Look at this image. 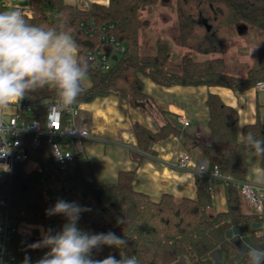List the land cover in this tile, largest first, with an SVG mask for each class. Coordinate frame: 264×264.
<instances>
[{
    "label": "trees",
    "instance_id": "16d2710c",
    "mask_svg": "<svg viewBox=\"0 0 264 264\" xmlns=\"http://www.w3.org/2000/svg\"><path fill=\"white\" fill-rule=\"evenodd\" d=\"M159 0H109L108 4L91 3L81 8L65 0H32L30 23L55 26L61 22L70 29L79 45V54L88 62L89 87L77 99L90 102L100 96L116 95L122 99L145 101L144 78L162 86L207 85L245 90L264 80V64L251 68L245 76L226 71V63L218 54L224 50V34L245 33L249 28L264 32V0H175L177 21L176 42L186 48L180 58L179 71L168 68L171 47L158 37L155 52H142L143 11ZM244 27V28H243ZM105 28V29H104ZM92 33V34H91ZM104 34L113 37L121 52H114L112 43L103 40ZM102 49L118 56L109 69L93 65L88 51ZM192 52L210 55L198 60ZM49 89L30 93L25 100L45 109L48 100L56 99ZM209 128L211 142H200L208 161L209 172L219 171L233 180H217L225 184L227 210L209 214L214 203L209 175L197 174V196L176 200L164 193L154 201L134 188L136 169L121 170L115 182L108 186L88 180L79 166V155L68 170H61L53 161L49 145L44 142L29 150L38 168L26 171L25 163L15 165L13 174L0 175V194L10 198L9 215L16 225L63 223L62 215L47 216L43 196L47 191L57 199L77 202L91 209L81 215L78 227L91 233L114 232L127 240L121 249L103 247L96 259L120 255L135 256L138 264H174L187 258L191 264H214L211 254L219 250L222 264H248L246 253L239 255V247L232 240L237 236L242 244L264 243V210L246 212L237 181L247 179L249 155L244 136L252 133L264 139V125L260 119L240 129L238 110L225 103L216 93H209ZM138 152L134 160L141 162L144 154H155L154 145L179 130L166 123L154 132L140 123L134 124ZM264 171V157L260 159ZM120 204L125 209L124 223L111 222L113 209ZM110 217V218H109ZM112 219V220H111ZM237 231V233H236ZM247 234L249 235L247 237ZM16 264L25 256L35 264L44 254L31 249L29 239L19 232L11 240ZM220 254V256H221Z\"/></svg>",
    "mask_w": 264,
    "mask_h": 264
},
{
    "label": "crops",
    "instance_id": "0c3cea01",
    "mask_svg": "<svg viewBox=\"0 0 264 264\" xmlns=\"http://www.w3.org/2000/svg\"><path fill=\"white\" fill-rule=\"evenodd\" d=\"M65 1L81 8H87L94 2L109 3V0ZM83 85H91L88 77ZM144 91L148 95L145 101L108 95L90 102H80L78 122L90 131V138L85 143V153L78 156L79 166L88 180H96L104 185L106 194L108 186L117 180L121 170L136 169L134 188L148 194L154 201H159L164 193L172 194L176 200L195 198L198 167L208 162L199 143L211 142L207 105L209 93L218 94L225 103L238 110L241 130L258 119L264 125V91L256 86L245 90L207 85L162 86L150 78H144ZM180 117L187 119L189 124L179 122ZM136 123L154 132L164 124L171 123L179 134L157 142L154 145L155 154H144L143 160L138 162L132 157L133 151L138 152L134 132ZM184 153L190 157L188 166L175 168L173 163ZM260 159L253 152L249 155L247 179L258 183L264 182ZM212 194L214 203L209 210L212 213L226 211L225 184L215 181ZM181 260H185L184 257ZM180 261L175 263L179 264Z\"/></svg>",
    "mask_w": 264,
    "mask_h": 264
},
{
    "label": "clouds",
    "instance_id": "9594fccd",
    "mask_svg": "<svg viewBox=\"0 0 264 264\" xmlns=\"http://www.w3.org/2000/svg\"><path fill=\"white\" fill-rule=\"evenodd\" d=\"M88 71V62L79 54V45L65 23L38 25L30 23L19 8L0 11V120L5 110L19 106L30 93L42 89L54 91L58 99L52 105L54 109L70 110L84 90ZM243 142L249 151L264 157V139L248 133ZM10 152L11 146L5 142L0 159ZM0 171L10 172L11 166L0 164ZM89 211L64 199H57L46 209L47 216L62 215L66 223L57 232L42 229L41 239L28 245L31 249H48L35 264H138L135 256L93 258L94 250L105 246L121 249L127 240L111 231L91 233L78 227L81 215ZM246 256L248 264H264V247L249 246ZM22 264H32L31 257L25 256Z\"/></svg>",
    "mask_w": 264,
    "mask_h": 264
},
{
    "label": "built area",
    "instance_id": "2783aa9c",
    "mask_svg": "<svg viewBox=\"0 0 264 264\" xmlns=\"http://www.w3.org/2000/svg\"><path fill=\"white\" fill-rule=\"evenodd\" d=\"M20 1H25L22 4ZM32 0H0V11L9 8H19L23 11L25 17H31L33 10ZM105 29V28H104ZM92 34V33H91ZM103 40L112 43L114 52L118 53L124 50L113 37L104 34ZM114 55L109 54L102 49L88 51L89 59L93 65L104 70L109 69L114 61ZM259 90L264 91V80L258 81L255 85ZM58 103V99L48 100L45 109L40 113L39 105L23 99L19 106L12 105L5 110L4 118L0 120V148L6 142L11 146V152L8 156L0 159V164L7 163L11 166L10 172L4 174H13L15 165L20 163L35 162L29 153L32 148H37L44 142L49 145L50 154L53 161L61 170H68L75 160V155L85 153V143L90 138V131L79 125L78 118L81 111L79 101L72 106L70 110L57 111L52 105ZM179 122L188 125L189 122L184 117L179 118ZM6 139V140H5ZM5 140V141H3ZM7 151V145L4 148ZM58 154L64 155L58 157ZM70 154V155H68ZM190 157L188 154H181L173 166L178 169H184L188 166ZM36 163V162H35ZM197 174L209 175L210 189L213 192V183L217 180H233L231 176L222 174L218 168L209 172L208 162L198 167ZM237 186L243 198L256 210H264V182L258 183L249 179L237 181ZM43 201L48 209L56 202L55 198L47 191L44 192ZM10 198L7 195L0 194V264H16L15 250L11 245L12 237L19 232L21 226L26 223L16 225L13 218L9 215ZM65 222H52L49 225L36 224L33 237L29 239L32 244L41 239V231L52 229L54 232L60 231ZM33 225V224H30ZM45 254L48 249L39 248ZM97 250L93 251V258L96 259Z\"/></svg>",
    "mask_w": 264,
    "mask_h": 264
},
{
    "label": "rangeland",
    "instance_id": "374dc122",
    "mask_svg": "<svg viewBox=\"0 0 264 264\" xmlns=\"http://www.w3.org/2000/svg\"><path fill=\"white\" fill-rule=\"evenodd\" d=\"M22 4L25 1H20ZM143 29H142V52L145 54H152L155 52L154 42L158 37L169 42L171 47V56L168 64V68L172 71H179L180 58L183 52L187 49L180 46L176 42L177 35V21L175 16V0H159L158 4L148 6L142 14ZM168 24H166V23ZM244 28V27H243ZM224 50L218 56H222L226 63V71L228 73L245 76L249 69L258 68L264 64V32L249 28L245 33L238 34L233 32L231 34H224ZM198 60L201 58H209L210 55H202L197 52H192ZM38 168V164L35 162H29L26 164V171ZM243 200V208L246 212L255 211V209L247 202L245 198ZM110 217L113 218L111 222L121 225L124 223L125 209L122 205L118 204L112 211ZM209 214H213L209 210ZM109 217V218H110ZM123 221V222H118ZM37 226L30 224H23L20 229V234L31 239L35 234ZM249 235L247 234V237ZM239 247V255L246 253L249 246L264 247V243L255 245L242 244L239 238H232ZM216 250L211 254L214 264H222V254ZM185 260L180 259L179 264H191L187 258ZM176 264V263H174Z\"/></svg>",
    "mask_w": 264,
    "mask_h": 264
},
{
    "label": "water",
    "instance_id": "95a60500",
    "mask_svg": "<svg viewBox=\"0 0 264 264\" xmlns=\"http://www.w3.org/2000/svg\"><path fill=\"white\" fill-rule=\"evenodd\" d=\"M114 60H117L118 59V56L117 55H113L112 57ZM0 175H4V172L3 171H0Z\"/></svg>",
    "mask_w": 264,
    "mask_h": 264
}]
</instances>
